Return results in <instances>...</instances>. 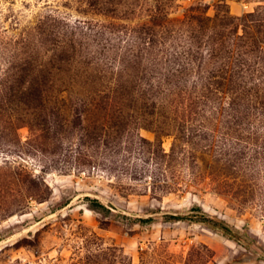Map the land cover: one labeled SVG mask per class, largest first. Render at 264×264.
<instances>
[{
    "label": "rangeland",
    "instance_id": "1",
    "mask_svg": "<svg viewBox=\"0 0 264 264\" xmlns=\"http://www.w3.org/2000/svg\"><path fill=\"white\" fill-rule=\"evenodd\" d=\"M0 264H264V0H0Z\"/></svg>",
    "mask_w": 264,
    "mask_h": 264
},
{
    "label": "trees",
    "instance_id": "2",
    "mask_svg": "<svg viewBox=\"0 0 264 264\" xmlns=\"http://www.w3.org/2000/svg\"><path fill=\"white\" fill-rule=\"evenodd\" d=\"M161 11H162V7L158 6V10H157L158 15ZM250 15L253 16L254 12H250ZM206 19H209L211 21H215L214 20L215 18L210 17V16H207ZM233 19H235V17H233ZM253 21H254V19H253ZM232 23H234V21ZM214 24L217 25L218 23H214ZM213 27L214 28H208L210 31L209 33L203 32V30L201 28L200 29L192 28L191 32L189 33L190 34L189 35L190 45H189V48L185 51V54H187L189 59L194 60L193 57L198 56V55L196 53L192 52L191 49L194 46L198 45V43H200V41H201V43H202V41H204L205 44L208 45V50L206 52V54L208 56V62H206V69H205V72H207V75L204 78L207 81V83H205V84L206 85L209 84V87L214 86L215 89L220 90L221 87H224V83L226 82V80H228L229 81L228 85H232V89L235 91V86L237 85L238 82L236 80H234L232 77L228 78L226 76L228 70L224 66H222V64H221V58H222L221 56H223V55L221 52V48L219 47V44H218L220 32H219V29L215 28L214 25H213ZM248 34L249 33L246 32L244 37H246L247 40L248 39L250 40L252 37L251 41L256 42L254 37L251 34H249V35ZM240 37H241V39L244 38L243 35H240ZM150 39H151V41L148 42L149 44L153 43L152 37H150ZM256 47H258V48H256ZM256 47L246 49V51H244V53L247 54L249 52H252L253 50H262L260 45H258ZM232 52H233L232 50L226 51V54H225L226 61L230 60V58L233 57ZM240 62H241V60H240ZM188 63L190 64L191 62L189 61V62H187V64ZM184 68H185V64L182 66V69L178 68V71H182V70H184ZM173 74L176 75V73H173ZM177 85H178V83H177ZM222 223L224 225V228H228V225L224 221Z\"/></svg>",
    "mask_w": 264,
    "mask_h": 264
}]
</instances>
